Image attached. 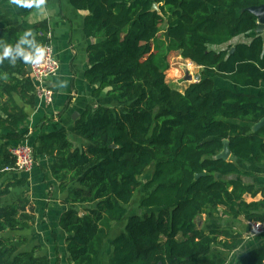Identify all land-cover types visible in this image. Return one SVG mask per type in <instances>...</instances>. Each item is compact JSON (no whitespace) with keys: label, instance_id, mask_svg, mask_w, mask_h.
Wrapping results in <instances>:
<instances>
[{"label":"trees","instance_id":"trees-1","mask_svg":"<svg viewBox=\"0 0 264 264\" xmlns=\"http://www.w3.org/2000/svg\"><path fill=\"white\" fill-rule=\"evenodd\" d=\"M69 1L86 12L83 34L95 39L86 48L84 77L95 86L93 97L105 91L111 104L87 106L76 120L72 133L85 141L80 147L61 132L37 139L43 154L53 158L50 173L59 189L78 182L63 203L86 207L61 214L65 258L52 263L39 246L21 251L24 237L4 236L31 226L26 196L0 201V264H216L207 258L213 247L232 251L243 240L198 228L200 216L217 217L222 209L228 216L245 212L249 221H264V191L233 178L251 175L240 172L237 160L264 164V126L253 130L264 117V92L218 87L206 76L180 92L165 80L156 43L164 27L167 52L239 89L264 90V29H257L258 18L249 11L264 0ZM154 3L159 12L151 10ZM47 31L45 23L29 35L20 28L0 29V54L12 49L0 62V200L23 183L6 179V169H14L9 149L26 138L18 129L26 114L15 98L34 103L25 56L33 60L49 41ZM250 35L248 43L232 44ZM224 140L231 155L217 159ZM150 167V179L141 181ZM139 190L146 193L138 202L142 213L128 215ZM259 192L260 200L245 202V195ZM113 228L120 232L108 243ZM107 245L111 250L104 256ZM235 264H264V247Z\"/></svg>","mask_w":264,"mask_h":264},{"label":"crops","instance_id":"crops-1","mask_svg":"<svg viewBox=\"0 0 264 264\" xmlns=\"http://www.w3.org/2000/svg\"><path fill=\"white\" fill-rule=\"evenodd\" d=\"M31 3V7L21 6ZM86 12L76 10L69 0H0V29L20 28L33 32L39 23H45L48 28V39L58 61L59 68L55 76L49 78L45 87L53 95L50 102L35 96L33 105H27L18 97L16 105L26 114L25 121L20 123L18 129L26 134L27 142L33 147L35 166L30 172L7 171L6 179L22 180L20 186L10 189V193L0 201L15 202L23 194L26 196L32 213L31 226L21 232L6 233L4 236H22L26 239L21 251L30 250L39 246L41 254L49 258L50 246L56 244L60 248V256L65 258V234L58 227L61 214L70 208L84 209V205H66L63 200L68 193L78 186L72 182L65 191L59 189V184L51 177L50 169L53 158L43 154L38 141L40 133H65L74 146L80 147L85 141L72 133V128L87 106L96 108L99 105H110L111 101L105 96V91L98 98L93 97L95 86L89 84L84 73L89 67L86 48L95 42V39L86 38L83 34V20ZM250 36H239L232 44L248 43ZM35 89L38 86L34 81ZM237 168L242 173H251L250 176H233L246 185H253L255 189L264 191V164H256L251 160H237ZM262 194L259 192L254 198L245 195L247 203L258 201ZM217 217L210 214L200 216L198 228L208 231L210 229L225 230L232 234H239L241 245L232 250L225 251L213 247L207 258L216 264H235L249 251L264 247V237L249 233V220L242 212L239 216L225 215L222 209ZM115 227V226H114ZM112 229L110 240L116 236L120 228ZM60 241L64 248H61ZM110 247L104 248L103 255H109ZM64 251V252H62ZM59 256V257H60ZM50 259V258H49Z\"/></svg>","mask_w":264,"mask_h":264},{"label":"rangeland","instance_id":"rangeland-1","mask_svg":"<svg viewBox=\"0 0 264 264\" xmlns=\"http://www.w3.org/2000/svg\"><path fill=\"white\" fill-rule=\"evenodd\" d=\"M164 27L160 29V32L158 34V40H157V53L160 54L161 59L164 61L165 65V80L166 82L174 89L182 92L188 84L195 81V76L199 75L210 77L218 87H223L227 89H233L234 91H240L243 93H262L264 92L263 89L258 90H250V89H239L238 87L230 85L228 82H225L223 80H220L219 78L215 76H209L204 70L198 66H195L193 63H190L187 60H184L181 58V56L177 52H167L166 47L168 44V41L164 34ZM186 76H190L191 80H188ZM251 126V125H250ZM152 174V168H148L146 172H144L143 176L141 177V181H145L147 179H150V176ZM146 193L142 190H139L132 200L131 204L127 207L128 215L130 214H141L142 211L138 208V202L139 199L145 195ZM60 243L61 248H64V245ZM56 244L50 246V250L48 251L50 261L52 263L55 262L56 258H61L60 256L61 252H59L60 248L57 247V251L55 250ZM61 251V250H60ZM64 252V251H62ZM60 256V257H59ZM106 256V254H105ZM64 264V263H63Z\"/></svg>","mask_w":264,"mask_h":264},{"label":"built area","instance_id":"built-area-1","mask_svg":"<svg viewBox=\"0 0 264 264\" xmlns=\"http://www.w3.org/2000/svg\"><path fill=\"white\" fill-rule=\"evenodd\" d=\"M40 49H44L43 53L37 51L29 65L31 70L30 75L32 80L38 85L36 87L35 96L42 98L45 102H50L53 93L49 88L45 87V83L49 78L57 74L59 64L54 55L50 41L42 44ZM37 57L39 58L37 59ZM9 152L14 159L13 171L26 173L34 168L35 157L33 154V147L26 139L10 147ZM6 170L8 171L9 169ZM249 233L252 237H264V221H250Z\"/></svg>","mask_w":264,"mask_h":264},{"label":"water","instance_id":"water-1","mask_svg":"<svg viewBox=\"0 0 264 264\" xmlns=\"http://www.w3.org/2000/svg\"><path fill=\"white\" fill-rule=\"evenodd\" d=\"M151 10L152 11H158V6L157 4H153L152 7H151ZM250 12H252L257 18H258V25H257V29L258 30H263L264 29V5L262 6H259V7H253V8H250L249 9ZM234 51V47H232L229 51V53H232ZM28 72L30 73V67L28 66L27 68ZM186 78L188 80H191V77L190 76H186ZM195 78V81L194 82H197L199 81L200 79V76L197 75L194 77ZM194 82H191V83H194ZM264 126V117L259 120L254 126H253V130H257L261 127ZM116 146L115 145H111L110 148H115ZM231 153H230V150L228 148V142L226 140L223 141V149L222 151L216 156L217 159H223V160H227L229 157H230ZM203 175V174H201ZM200 175H196L195 177L198 178ZM199 222V221H198ZM199 224V223H198Z\"/></svg>","mask_w":264,"mask_h":264},{"label":"clouds","instance_id":"clouds-1","mask_svg":"<svg viewBox=\"0 0 264 264\" xmlns=\"http://www.w3.org/2000/svg\"><path fill=\"white\" fill-rule=\"evenodd\" d=\"M17 2H19V0H17ZM41 2H42V0H41ZM21 6L31 7L32 4L31 3H23ZM29 34H31V32H25V35H29ZM38 51L40 53H43L44 49H39ZM11 52H12V49L10 47H6L3 50L2 54H0V62H2L3 58L8 57L11 54ZM38 58L39 57H37V59ZM25 60L26 61H32V57L31 56H25Z\"/></svg>","mask_w":264,"mask_h":264}]
</instances>
